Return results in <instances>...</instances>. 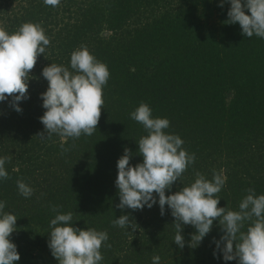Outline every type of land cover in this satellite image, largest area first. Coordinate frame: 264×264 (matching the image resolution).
<instances>
[{"label":"trees","instance_id":"16d2710c","mask_svg":"<svg viewBox=\"0 0 264 264\" xmlns=\"http://www.w3.org/2000/svg\"><path fill=\"white\" fill-rule=\"evenodd\" d=\"M211 2L0 0V22L9 33L31 22L50 38L30 73L23 111L10 107L11 97L0 102V157H12L5 165L10 178L0 179V201L18 219L11 236L21 257L16 264L57 263L48 246L53 206L71 211L74 227L107 231L110 247L102 246L100 264H153L155 255L160 264H238L224 261L216 246L189 247L191 225H183L186 243L179 248L167 206L163 216L158 203L136 211L117 207V162L125 148L132 166L143 162L138 141L147 132L130 118L141 102L153 118L169 119L166 133L179 135L196 156L166 195L190 186L197 172L211 180L221 169L227 179L219 207L238 210L249 188L264 194V39L242 35L238 23L225 24L228 12L213 20ZM81 45L108 66L110 78L97 129L68 138L63 151L58 135L37 136L46 111L40 97L48 89L42 71L51 63L72 71L71 53ZM18 179L33 189L30 197L19 193ZM121 215L134 218L135 232L113 226Z\"/></svg>","mask_w":264,"mask_h":264},{"label":"clouds","instance_id":"9594fccd","mask_svg":"<svg viewBox=\"0 0 264 264\" xmlns=\"http://www.w3.org/2000/svg\"><path fill=\"white\" fill-rule=\"evenodd\" d=\"M59 2L44 0L49 6H56ZM224 3L231 4L225 24L238 23L242 35L264 39V0H222L219 6L223 7ZM49 45L50 38L39 23L27 22L9 33L0 22V102L11 97L10 107L18 113L23 111L20 102L30 98L29 82L33 79L30 73ZM70 66L72 71L66 66L51 63L42 71V76L48 81V89L40 97L46 111L40 117L44 132L37 136L51 139L58 135L63 151L67 150L64 143L68 138L78 139L82 134L91 136L97 129L105 103L103 89L110 78L108 66L84 45L71 53ZM130 118L142 124L147 135L138 141L142 163L130 164L133 154L128 148L117 162L115 185L120 200L117 207L136 211L143 210L145 206L151 209L158 203L163 216L167 206L175 219L174 243L181 249L186 243L183 225L195 228L188 242L189 247L195 248L218 220L223 235L213 243L217 251L223 253L224 261L238 259V264H264V194L257 196L255 190L249 188L238 210L219 207L217 194L227 179L221 169L219 172L213 170L211 180L197 172L190 186L166 195L194 164L196 156L183 148L184 141L179 135L166 133L169 119L153 118L149 104L141 102L131 112ZM11 160L10 155L0 157V179L10 178L5 165ZM16 183L19 193L25 198L33 194V189L23 179ZM6 203L0 201V264H16L21 257L11 236L16 232L18 219L15 214L4 211ZM52 211L57 214L50 221L48 246L58 264H100L103 260L102 246L110 247L105 243L109 239L107 231L74 227L71 211L60 213L57 206H53ZM246 224L247 230L242 231ZM113 226L127 227L133 232L138 227L130 215H121L113 221ZM152 261L160 264V257L155 255Z\"/></svg>","mask_w":264,"mask_h":264},{"label":"rangeland","instance_id":"374dc122","mask_svg":"<svg viewBox=\"0 0 264 264\" xmlns=\"http://www.w3.org/2000/svg\"><path fill=\"white\" fill-rule=\"evenodd\" d=\"M222 0H213L211 2L210 7H209V12L211 15L214 17L213 20L220 19L219 14L220 13H227L229 10L228 4L229 3H224L223 7H220L219 5L221 4ZM247 226V224L245 225ZM223 235L219 223L213 226L212 231L204 238V240L199 244V246H216L215 243H213V240H220L221 236ZM54 264H58L55 262Z\"/></svg>","mask_w":264,"mask_h":264}]
</instances>
